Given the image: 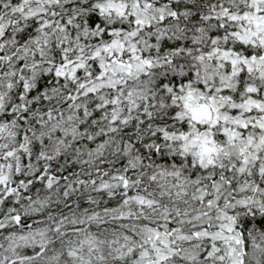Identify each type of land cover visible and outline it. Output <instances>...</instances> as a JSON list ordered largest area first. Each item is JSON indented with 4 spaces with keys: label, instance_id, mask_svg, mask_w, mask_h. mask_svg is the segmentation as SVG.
Segmentation results:
<instances>
[{
    "label": "snow or ice",
    "instance_id": "1",
    "mask_svg": "<svg viewBox=\"0 0 264 264\" xmlns=\"http://www.w3.org/2000/svg\"><path fill=\"white\" fill-rule=\"evenodd\" d=\"M0 264H264V0H0Z\"/></svg>",
    "mask_w": 264,
    "mask_h": 264
}]
</instances>
